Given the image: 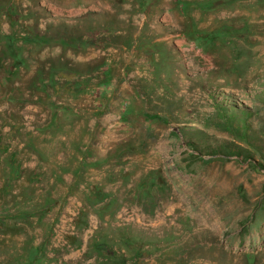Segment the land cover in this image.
<instances>
[{"label": "rangeland", "instance_id": "1", "mask_svg": "<svg viewBox=\"0 0 264 264\" xmlns=\"http://www.w3.org/2000/svg\"><path fill=\"white\" fill-rule=\"evenodd\" d=\"M0 264H264V0H0Z\"/></svg>", "mask_w": 264, "mask_h": 264}, {"label": "trees", "instance_id": "2", "mask_svg": "<svg viewBox=\"0 0 264 264\" xmlns=\"http://www.w3.org/2000/svg\"><path fill=\"white\" fill-rule=\"evenodd\" d=\"M224 111H225V109H224ZM225 114H226V112H225ZM226 118H228V117L226 116ZM226 126H228L229 128H233L234 132L237 133L240 138H242L244 140H249L248 142H251V136L248 133V131L250 130V124L248 123V120L246 118H243V117H240V116L234 114V111H233L231 113V115H229ZM242 126L245 129L244 132L241 131ZM191 145H192V143L187 144L188 148L192 150L195 157H197L198 159H200L204 162L211 160V157L209 159H206V154L203 153L202 150L193 149V148H191ZM248 150L252 151V149H248ZM204 151L207 152L208 154H212V158L216 157V156L231 157L233 155L239 159L243 158L246 161L255 162V159L250 155L251 152L245 150L244 148L242 149L240 147H236L233 149L232 146L225 145L224 147L220 146V147H216L213 149L208 147Z\"/></svg>", "mask_w": 264, "mask_h": 264}]
</instances>
